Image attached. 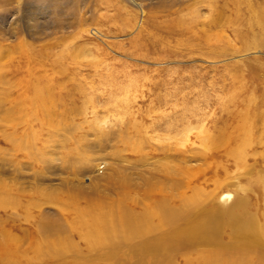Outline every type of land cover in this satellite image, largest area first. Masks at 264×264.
Here are the masks:
<instances>
[{"label": "rangeland", "instance_id": "374dc122", "mask_svg": "<svg viewBox=\"0 0 264 264\" xmlns=\"http://www.w3.org/2000/svg\"><path fill=\"white\" fill-rule=\"evenodd\" d=\"M263 18L264 0H0V239L15 238L23 254L36 240L63 245L30 264H150L157 253L144 254V245L159 235L163 242L170 226L153 219L157 228L135 238L124 229L107 257L72 227V203L100 202L127 219L165 203L188 205L177 226L239 192L261 212L264 189H240L264 176ZM23 47L35 59L30 81L25 65L16 66ZM30 97L39 104L30 106ZM245 112L255 114L250 131L238 124ZM227 132L232 141L221 137ZM246 138L241 161L228 154ZM162 183L182 194V205L158 191ZM168 239L166 258L157 254L152 264H206L200 247ZM132 244L142 256L133 257Z\"/></svg>", "mask_w": 264, "mask_h": 264}, {"label": "bare ground", "instance_id": "6f19581e", "mask_svg": "<svg viewBox=\"0 0 264 264\" xmlns=\"http://www.w3.org/2000/svg\"><path fill=\"white\" fill-rule=\"evenodd\" d=\"M261 8L263 9V7H261ZM234 11H236V9H234ZM24 14H27V13H24ZM27 16H29V15H27ZM263 20H264V18H263ZM24 47H26V46L24 45ZM24 47H23L24 56L18 61V64L16 66L22 67V66L25 65V75L27 76L26 78L29 79V81H30V78L32 77V79H33L34 76L32 75L31 71L29 70L30 68L28 67V64L31 65L33 62H35V59L33 58V54H30L31 52L28 53V50L24 49ZM19 64H21V65H19ZM36 89L37 88L31 87V91H36ZM43 102L45 103L46 100H43ZM29 104H30V106L32 105V107H33L34 104L37 105L39 103L33 97H30ZM15 109H17V108H15ZM41 109L46 111V108H45V106L43 104H41ZM249 110H250V108H249ZM254 115L255 114H248L247 112H245L244 114H240L241 117L238 115V117H237L238 119L237 120H241V122H239L238 124L244 122V125H245V123L247 124L248 121H252L253 122V119L255 117ZM228 123H229V121H228ZM262 124H263V128H262L263 132L262 133H264V113H263V116H262ZM222 126H219V127L221 128ZM225 126H226V124H225ZM227 126H228V124H227ZM236 128H237V126H236ZM240 129L242 131L246 132V130L243 129V127H240ZM247 129H248V131H250V125H248V124H247ZM230 135H231V133L229 134L227 132L225 135L222 134L221 137L225 138L227 136V138L229 140H231V136ZM242 136H241V138H242ZM261 136H263V135H261ZM248 139L246 138V141L242 142L240 145L227 146L228 154L234 156L236 159L241 161L242 157H243V151H244L246 145L249 142ZM244 140H245V138H244ZM213 141H214V139H213ZM220 141H219V143H221ZM212 144H213V142H212ZM209 146H211V145H209ZM250 147L251 146H249V148ZM193 151L195 152L196 150H193ZM199 153H201V152H199ZM199 153H196V154H199ZM232 159H234V158H232ZM253 159H254V157H253ZM235 162H236V160H235ZM248 162H249V160H248ZM243 164H244V162H243ZM241 166L243 167V165H241ZM248 167L249 166H247V168ZM256 173H257V171H256ZM196 177H197V175H196ZM115 178H113V177L111 178L112 185H114L113 183H115L114 181H116ZM192 179H194V178H192ZM199 179H198V182H199ZM220 181L217 182V183L218 184L221 183L220 185H222L224 182L222 180H220ZM248 181L249 182L246 185L242 184L244 186L241 187L240 191L248 190V191L251 192V191H253L255 189H260V190L264 189V176H262L260 174H256L255 176L250 177L248 179ZM188 182H186V183H188ZM145 183L150 184L151 187L154 186V183H153V181H151V178H145ZM192 183H193L192 185L195 188V190L198 192V194H200L199 191L201 189L203 190V188H201L202 185L200 187L201 189H199L198 187H199L200 183L198 185V183L196 182L197 184H195V186L198 185V186H196L198 188L197 189L194 186L195 182H192ZM122 184H126V182L121 183V185ZM117 185H114V186H117ZM170 186L173 189L174 188V183L170 184ZM189 186L192 188L191 185H189ZM234 186H237V185L234 184ZM186 187H187V185H186ZM188 187H187V189H188ZM157 188H158V191L161 194H165V195H168V196L170 195L172 197H175V196H177V197L181 196L182 197V194L178 193V192H177L178 193L177 195L176 194L174 195V192L171 191V190H168L167 187H166V184H164V183H162L160 186H157ZM236 188H235V190H237ZM146 189H148V191H152V192L154 191L153 188H146ZM189 190H191V189L189 188ZM145 191H147V190H145ZM123 194L124 193H122V195ZM186 194H187V192H186ZM209 194H210V192L208 193V196H209ZM214 194H211V195L213 196ZM221 194L222 193H220V195ZM134 195H135V193H134ZM190 195L192 196V194H190ZM190 195H187V196L190 197ZM206 195L207 194H205V197H206ZM231 195H232V193H231ZM244 195L245 194L242 195V194H240L238 192L237 197L233 200V202L231 204H228L229 203V201H228V203H227L228 205H221V204H217V203H212V204L208 205V207L205 209L203 214H200L201 216L199 215L200 217L194 219V221H191L192 218L191 219L187 218L188 220H183V223H181V224H179L180 223L179 222L178 223L179 225H177V226H175L176 225L175 223H176V221L178 222L179 219L182 217V213H184L186 211L185 208L187 207L188 210L190 209L188 205H185V204L188 203L189 199H186L187 201L184 202V205H185L184 206L185 208L183 207V210H185L184 212L181 209L180 210L179 209H175V208H177V206H175V208H173L172 205L170 206L168 204L169 206H167L166 203H165V205L160 206L161 207L160 209L157 208V212L155 210H153V209H150V208L145 209V214L142 215V216L139 215V219L136 218L138 216H136V217L134 216L133 217L132 214L130 215V219L129 218L127 219L125 214H122L120 211L118 212V209H114L112 207L111 208H109V207L105 208V205H102V203H100V202H93L92 203V202H90L91 200L88 201V202L91 203L90 206H89L90 208L89 207L83 208V207L78 206L76 203H75L76 205L74 203H72L71 207H73V210L75 211L76 216H75L74 220L72 219L73 221L71 222V224H72V227L78 232V234L85 240L86 245H87V247L89 249H93L95 251L98 250L99 254H102V255L105 254L107 257H110V256L112 257V253L117 248L118 242L121 240V239L119 240L118 238L120 237V234H122L121 233L122 230L127 229V232H128V230H131V236H133V237L134 236H141L142 234L141 235L139 234V233H141L140 232L141 229H145L146 231H148V230H150V229L155 227V225H153L154 227L150 226L153 223V219H155V222H156V224L158 226H165V227H169L170 226V229L168 230L169 233H167L165 235L167 237V239H165L163 242L160 241L159 243H157V241L160 240V239L156 240V238L157 237L159 238L160 235L157 236V237L154 236L153 238H155L154 241H156V243L152 241V244L151 243L150 244H145L144 245L145 248H144V246L139 247V249L143 247L146 251H148V252H146V251L144 252L143 251L144 254L153 252V254L157 253L158 255L164 257V256H166L165 255L166 254V250H168L167 247L169 246V245L168 246L166 245V244H169V241H167V240H169L170 238L168 239V237H172V238L176 237V239L178 237L177 241H181L182 240L181 245L189 246L193 250H194L193 247H195V249L196 248L198 249V247H200V249L196 250V251H198L197 254L199 255L200 258L204 259V262H206V264H260L261 261L264 260V208H263V210L261 209L262 210L261 212L258 211V206L255 205V203H254L255 201L254 202H250V201L246 200ZM255 195L256 194H254V196ZM217 196L214 197V198H217ZM221 196L224 198V197H228L229 195L226 193V194H223ZM181 197L180 198H176L177 201H178V199L180 200V201H178L179 203L181 202ZM122 198H124V197H122ZM185 198H188V197H185ZM199 198H200V196H199ZM2 199L4 200L5 197H2V196L0 197V206L5 204V202H6V201H3ZM166 199L165 200L167 202L170 198L168 197ZM182 199H184V197ZM207 199H209V198L207 197L206 200ZM101 200H103V199H101ZM201 201H202V199L199 201V203H201ZM13 202H14V200H13ZM75 202H77V201H75ZM178 202L175 203V204L178 205L179 208H181L180 205H182L183 203H180V205H179ZM211 202H213V201L211 200ZM256 203H257V200H256ZM201 204H200V206L205 207L204 205H201ZM160 205H161V203H160ZM191 205H192V203H191ZM193 206H195V205H193ZM196 206H197V203H196ZM200 209H203V208H200ZM187 214H185V215H187ZM182 219H184V218H182ZM156 228L157 227H155V229ZM152 230H154V229H152ZM150 232H151V230H150ZM128 233L130 234V231ZM162 233L163 232H161V234ZM144 235H142V236L144 237ZM146 235H147V233H146ZM123 236L124 235L122 234L121 237H123ZM223 236L227 237L226 240L222 239ZM170 240H172V239H170ZM38 241L39 240H36L35 243L36 242L37 243L35 245L29 247V249L26 250V251L30 250L31 251L30 254H23V253H20V251L16 248V243H17L16 239L11 237V236H9V235H4L0 239V262L1 263L5 262V264H30L34 260L38 261V259H43V257L47 256V255H48L47 258H51V257H53V256H55L57 254L59 255V253H61L60 250L63 249L62 248L63 245L62 246L59 245L60 242L56 243V241H54V240L53 241L49 240L48 242H46L44 240L45 243H42L43 241L42 242L41 241L38 242ZM139 241H141V240H139ZM142 241H143V239H142ZM66 243H67V241H66ZM178 244H180V243H178ZM137 245H139V244H137ZM64 246H66V245H64ZM130 246H131V250H132V255H134L133 257H136L137 255L141 254L140 251H137V247H136L135 244L134 245L132 244ZM171 246H169V247H171ZM201 246L202 247L204 246L206 248H201ZM191 248L190 249L188 248V249L191 250ZM185 251H187V250H185ZM186 253L188 254V252H186ZM157 254H155L152 257L157 258L158 257ZM192 254H189V255H192ZM132 255H131V257H132ZM156 255H157V257H156ZM139 256H142V255H139ZM145 256H143V257H145ZM147 256H146V258H147ZM195 256H196V252H195ZM143 257H142V260L140 262H143ZM154 258L149 259V256H148L147 259H149V262L147 260L146 261L148 263L152 264L153 261L155 260ZM164 258H166V257H164ZM168 258H167V260H168ZM185 258L187 259V257H185ZM157 261H159V260H157ZM130 262H132L133 264H136L137 263L136 262V258H135V260L130 261ZM130 262H129V264H130ZM40 264H42V263H40ZM79 264H85V263H82V261H81ZM113 264H128V262H125V260H123V262L120 261V260H115V263L113 261ZM166 264H167V262H166Z\"/></svg>", "mask_w": 264, "mask_h": 264}]
</instances>
